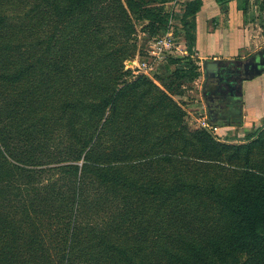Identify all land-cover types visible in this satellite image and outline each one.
Here are the masks:
<instances>
[{
  "label": "trees",
  "instance_id": "1",
  "mask_svg": "<svg viewBox=\"0 0 264 264\" xmlns=\"http://www.w3.org/2000/svg\"><path fill=\"white\" fill-rule=\"evenodd\" d=\"M168 1L0 0V264H264L262 125L190 128L125 67Z\"/></svg>",
  "mask_w": 264,
  "mask_h": 264
},
{
  "label": "crops",
  "instance_id": "2",
  "mask_svg": "<svg viewBox=\"0 0 264 264\" xmlns=\"http://www.w3.org/2000/svg\"><path fill=\"white\" fill-rule=\"evenodd\" d=\"M196 21L199 77L205 86L209 77L220 78L219 82L211 79L210 90L205 93L208 102L218 98L220 113L211 118L220 136L224 138L226 131L237 127L263 125L264 0H202ZM220 84L225 91L219 98L215 91Z\"/></svg>",
  "mask_w": 264,
  "mask_h": 264
},
{
  "label": "rangeland",
  "instance_id": "3",
  "mask_svg": "<svg viewBox=\"0 0 264 264\" xmlns=\"http://www.w3.org/2000/svg\"><path fill=\"white\" fill-rule=\"evenodd\" d=\"M188 1L189 0H170L163 4L161 8L158 9L161 10V15L164 16V21L160 23H157L154 20L153 25L147 26L148 28H144L149 24V20L147 19L141 20L137 23V51L133 57L125 61V67L126 69L131 70V76L135 77L136 75L143 74L137 68V56L141 58L142 55L147 54L145 50V48H147V45L145 44L147 42L145 37L148 35L156 37L172 32L176 37V40L179 42V48L174 50L171 55L173 58H182L180 60L183 61L176 62L175 64L171 65L170 69L173 73H171L170 77H167L166 74L162 75L161 72L166 61L164 63L158 64L151 76H147L154 79V82L157 85L172 95V97L181 107L185 122L190 128H206L213 136L225 142H248L244 136L237 134H233L230 137L225 136L223 138L220 136L218 131L219 129L216 126L217 124H215L211 118L212 114L220 113V106L218 105V100H216L218 98L214 97L213 99L215 100L211 99L208 102L206 100L207 94L205 93L210 90L209 86L212 85L211 79H215V81L219 82L218 80L220 78L209 77L208 86H205L203 84L204 79L200 77L199 81H197V79L196 82H194L185 79L188 77L180 76V72H182V70L187 67L183 66L186 64V60L190 58L195 64H197L196 47H191L190 49L186 41L187 32H193L191 27L187 28L188 25H191V23H187V20H192V16L188 15L190 11ZM154 27L157 29L155 30ZM158 75H161L159 80L157 77ZM263 128L264 124L262 125L259 132H261ZM258 134H256L254 137H257Z\"/></svg>",
  "mask_w": 264,
  "mask_h": 264
},
{
  "label": "built area",
  "instance_id": "4",
  "mask_svg": "<svg viewBox=\"0 0 264 264\" xmlns=\"http://www.w3.org/2000/svg\"><path fill=\"white\" fill-rule=\"evenodd\" d=\"M147 54L139 58L137 56V68L145 74L151 76L160 63L167 61L169 53L179 48L176 37L172 32L150 37L145 43Z\"/></svg>",
  "mask_w": 264,
  "mask_h": 264
},
{
  "label": "flooded vegetation",
  "instance_id": "5",
  "mask_svg": "<svg viewBox=\"0 0 264 264\" xmlns=\"http://www.w3.org/2000/svg\"><path fill=\"white\" fill-rule=\"evenodd\" d=\"M225 86L223 85V84H220V86L218 87V90H216L215 92V94H216V97H221L222 96V94H221V92H223V91H225V88H224ZM207 94H208V91H207Z\"/></svg>",
  "mask_w": 264,
  "mask_h": 264
},
{
  "label": "water",
  "instance_id": "6",
  "mask_svg": "<svg viewBox=\"0 0 264 264\" xmlns=\"http://www.w3.org/2000/svg\"><path fill=\"white\" fill-rule=\"evenodd\" d=\"M239 88H242V81L239 82Z\"/></svg>",
  "mask_w": 264,
  "mask_h": 264
}]
</instances>
